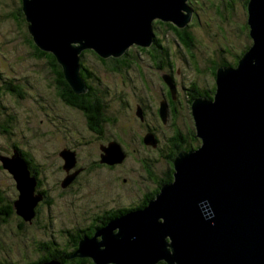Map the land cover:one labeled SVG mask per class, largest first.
<instances>
[{"label": "water", "instance_id": "95a60500", "mask_svg": "<svg viewBox=\"0 0 264 264\" xmlns=\"http://www.w3.org/2000/svg\"><path fill=\"white\" fill-rule=\"evenodd\" d=\"M21 1L33 41L56 56L79 94L88 91L81 74L85 50L120 57L134 44H153L156 20L184 28L193 15L189 0ZM247 13L251 45L236 65L217 69L213 98L192 102L200 146L178 153L173 180L146 206L81 238L73 257L95 264H264V0H249ZM165 80L174 92L172 79ZM160 114L166 121L165 103ZM104 150V162L125 159L115 141ZM61 156L68 172L75 153L66 149ZM1 160L19 190L16 213L32 221L44 198L36 175L17 151Z\"/></svg>", "mask_w": 264, "mask_h": 264}, {"label": "rangeland", "instance_id": "374dc122", "mask_svg": "<svg viewBox=\"0 0 264 264\" xmlns=\"http://www.w3.org/2000/svg\"><path fill=\"white\" fill-rule=\"evenodd\" d=\"M201 1L205 7L201 9L194 4L197 21L190 27L195 43L193 51L200 70L188 64L191 58L183 45L176 47L173 44L175 67L179 70L174 73V83L184 99V106L176 116V123L183 132L195 131L192 111L185 102L184 87L187 88L191 82L196 81L200 87L207 88L212 82L207 67L209 58L216 57L218 60L223 58L232 64L233 55H239L252 43L247 31L243 29L247 24V12L243 7V0L236 1L234 9L231 13H225L224 19L210 7V1ZM19 3V0H0V86L3 85L1 79L3 75L4 78L15 79L24 93L23 98L18 101L14 98L15 95L10 96L6 93L1 95L0 187L11 200L18 198L16 180L8 169L1 167L3 163L1 157L11 156L16 151L22 155L23 151L39 170L36 178L42 183L41 188H46L53 200L51 205L46 203L41 205L38 218L40 223L26 222L25 226L19 229L18 219L14 217L8 223L0 224V258L21 263L24 262V258L37 260L42 254L38 249L37 239L49 241L55 237L58 241L65 242L70 238V234L66 231L62 232L63 229H74L78 225L80 227L87 224L94 212L104 208L124 206L139 201L142 192L137 188L138 186L143 192L154 191L158 184L142 178L145 171L141 167L139 158L147 159L152 171L160 179L163 178L167 164L165 157L160 153L167 152V139L172 135L173 130L172 126H162L161 121L152 116L142 121L137 115L138 108L136 109L135 105L140 103L145 95H150L152 105L161 108L159 95L163 83L161 76L171 79L169 74L171 70L168 66L165 70L155 67L147 53L133 49L135 44L129 47V50L132 49L135 53L131 56V60L136 57L137 63L141 65L140 68L134 67L133 64L124 68V64H120L118 71L109 72L105 70L107 66L103 65L94 54L86 53L84 56L86 65L101 78L103 83L100 84L101 90H107L105 95L109 108L106 114L115 119L108 128L106 126L105 137L113 135L108 130L120 133L124 140L131 142L129 149L133 155L125 162L124 160L119 162L123 164L113 172L93 169L82 173L80 182L65 191L64 188L67 186L62 187V182L74 173L68 175L65 168L63 169L65 161L61 152L69 149L75 153L76 163L79 158L80 163L85 164L87 155L98 153L99 142L90 137L85 113L78 108L72 109L62 104L57 97L54 83L50 82L52 75L46 72L47 69L44 70L39 66L36 59L28 55L29 32L26 24L19 23L11 15V12L18 9ZM222 9L224 10V7ZM192 22L194 18L190 24ZM162 35L165 38L173 37L171 31H162ZM226 45L230 47L231 54L220 53ZM165 72L168 74L166 75ZM94 85L97 84L94 82ZM145 85H148V90L145 89ZM173 89L175 90L174 87ZM13 98L15 101L12 100ZM147 127L155 128L156 135L151 136L146 133ZM141 137L147 145L144 148L140 142ZM29 168L32 172L30 165Z\"/></svg>", "mask_w": 264, "mask_h": 264}, {"label": "trees", "instance_id": "16d2710c", "mask_svg": "<svg viewBox=\"0 0 264 264\" xmlns=\"http://www.w3.org/2000/svg\"><path fill=\"white\" fill-rule=\"evenodd\" d=\"M194 1V0H191ZM208 1V0H206ZM249 1V0H248ZM19 4L20 6L18 7V9H16L14 12H11V15L14 17V19H16L19 23H24L26 24V27L28 25L26 19H25V14L22 10V1L19 0ZM219 2V1H218ZM196 4H198V6L203 9L205 7L204 3L201 0H196L195 2ZM229 5L228 8H230L231 12L234 9V5H233V1L230 0L229 1ZM211 6V8H214L215 12L220 15L223 16V18H226V16L224 15L225 12H223L222 9V4H217V1H214L213 3L210 2L209 4ZM246 5V4H244ZM246 12H247V5H246ZM248 15V13H247ZM20 18L23 19V22L20 20ZM222 18V17H221ZM196 19L194 20V22H192V24H188L186 27L184 28H179L176 25H174L171 22H163L160 20H156L155 23H159L160 25H168V29L169 31H171L172 33H174L175 35H178V37L182 40H184L183 46L184 48L188 51V56L190 57V54L193 57V43L192 41L194 40L193 37V33L191 31V29L189 28V26H192L193 24H196ZM28 29V28H27ZM245 31H247V35H249V27L248 24H246V26L243 28ZM29 32V31H28ZM27 43L29 46V50L31 51L32 48L36 50V52H38V56L39 57H43L45 58L49 65H48V74L49 71L52 70L55 74L56 77V85L54 82V87L57 88V91L59 93V96L66 100L69 104L74 105L76 107H78L80 110H82L85 113V116L88 120V123L93 127L95 124L99 125V130H101V125L103 124V122L109 118L106 114V110L108 105L106 104L107 99H106V95L105 92L106 91H102L101 90V78L99 76H97L95 74V71H93L88 65L84 64L83 61V57L85 56L86 53H95L93 50H86L82 53V60H81V74L84 77L86 84L88 86V91L85 93H76L74 91V89L72 88V86L69 84V82L67 81L64 72L62 70V66L60 65V63L58 62L56 56L52 53V52H47L44 50H41L33 41L31 34L29 33V35L27 36ZM154 42H156L157 46L164 52V54L167 55V57H163V58H159V56L157 55L158 51H155V48H150L149 47H141L139 48L140 51L147 53L148 55L151 56V58L155 61L158 62L159 60V64H161V66H166L167 64L169 66L173 65V68L175 65V55L173 52V45L171 43H168L166 45V42L163 41V38L160 37L158 35V33L155 32V39ZM153 42V43H154ZM166 45V46H165ZM251 45V44H250ZM249 45V46H250ZM249 46H246L243 51L237 55L234 54V60H233V65H236L239 57L242 56V54L249 48ZM226 53H230L231 54V50H227ZM99 58H101L97 53H95ZM132 54H135L132 52V49H128L125 53V56L123 55V57H110L108 59L106 58H101L104 59L106 63H108L107 65L112 69V70H116L118 71L120 68V64H124V68L130 66L131 64H133V62H130V57ZM174 56V57H173ZM128 58V60H127ZM122 66V67H123ZM138 66V65H137ZM137 66L134 63V67L137 68ZM160 66V65H159ZM217 66V64H216ZM215 66V67H216ZM219 67L214 69V74L216 76L217 74V69ZM47 69V68H46ZM50 69V70H49ZM122 69V68H121ZM1 79L3 81V85L0 86V99L2 98L1 95L2 93L9 94L10 96L15 95V99L18 101V99H22L23 98V91L20 87L19 84H16L15 79H11V78H4L3 75H1ZM94 82L97 85H94ZM97 86V87H96ZM198 86V85H197ZM193 88L196 89L198 87H196V84L193 85ZM216 91V88H215ZM172 93V92H171ZM198 95V94H197ZM196 95V96H197ZM214 96V95H213ZM213 96L208 97L209 99L213 98ZM14 98L12 99L13 101ZM194 97L191 99V102H193ZM192 105V103H191ZM92 111V113H91ZM14 119V117H13ZM161 121V120H160ZM96 129V127H94ZM176 133L174 134L175 138L172 141L173 142V148L174 150L169 152V154L166 156V174L165 177L161 178L158 182V186L156 187V189L151 193V195H149L148 197H146L144 203H142L141 208L146 206L148 204V202L154 198L157 193L160 191L161 187L167 183L173 180V173H174V163L173 160L175 159V157L178 155V153L180 151L183 150H189V149H194L200 146V139L196 136V130L193 132V130L188 132V136H187V132H183L181 131L178 127L176 128ZM22 155H24L25 160L27 161V163L30 165L32 172L34 175L39 173V170L37 167H35V164L33 165V163L31 162V158L28 157V155L22 151ZM33 166V167H32ZM1 167L3 168V166L1 165ZM148 169H150L151 173L153 175H155V177H158L151 169V166L148 165ZM38 185L36 187V191L38 193L43 194V196H46V198H43L44 200H41L38 205L35 208L36 211V215L35 217L32 219V221H26L23 217L19 216L16 213V209H15V205H14V200H11L5 193V191L0 187V224H4V223H8L12 218H17L18 219V228L21 229L25 226L26 222H36L39 221L40 223V211H41V205L42 204H48L51 205L52 203V198H50L49 192L46 188L42 187L41 185L42 183L40 182V180H38ZM63 187V186H62ZM132 208L126 209V211L130 210ZM134 210V209H132ZM102 218V216H100ZM109 220V218L105 219L104 224ZM79 225L76 226L74 229H67V230H62V232L66 231V233L70 234V238H68L65 242H60L57 239H55V237H52L49 241L45 240V241H40L37 239V243L39 244L38 249L42 252V254L38 257L37 260H30L29 258H24V262H17V261H12V260H8L6 258H0V264H40L42 262L45 261H49L51 259H55L59 262V264H95L93 259L90 257H73L74 253L76 252V250L79 247V241L81 240V238L83 237H92L95 235L96 233V227L95 228H91V229H80L78 230ZM157 264H167V262L165 261H159Z\"/></svg>", "mask_w": 264, "mask_h": 264}, {"label": "flooded vegetation", "instance_id": "af4514ba", "mask_svg": "<svg viewBox=\"0 0 264 264\" xmlns=\"http://www.w3.org/2000/svg\"><path fill=\"white\" fill-rule=\"evenodd\" d=\"M208 1H210L211 3H213L214 1H219V4H222V7H224L223 12H225V13H231L230 8H228V5L230 4L229 3L230 0H208ZM232 1L234 2L233 3V5H234L235 2L236 1H239V0H232ZM189 3H190V5H191V7L193 9L192 18H194V20L195 19L197 20L196 13H195L196 12V9L194 8V4H196V3L194 1H191V0H189ZM242 4H243L244 9L246 10V5L248 4V0H243L242 1ZM244 4H246V5H244ZM196 6H198V4H196ZM220 15H222V14H220ZM221 17H222V19H224L223 16H221ZM20 20L23 22V19L22 18H20ZM166 24L165 25H160L159 23H157V24L155 23V32L158 33V35L163 38V41L166 42V45L168 43H171L172 45L175 44L176 47L177 46L180 47V45H183L182 42L184 40L180 39L178 37V35H175L174 33H173V37H168V38L163 37L162 31H164V32L165 31H169V29H168L169 27ZM190 27L191 26H189V28ZM192 43H193V46H195L194 40L192 41ZM134 48L136 49L135 51H138L139 52L140 51L139 48H141V47L135 45L133 47V49ZM150 48H155V51H158L157 52V55L159 56V58H163V57L166 58L167 57V55L164 54V52L157 46L156 42H154L150 46ZM227 50H230V47L228 45H226L225 47H223L222 50H220V53H223L224 54V53H226ZM173 52H174V49H173ZM187 54H188V51H187ZM28 55L31 58L36 59L39 62V66H41L42 68H44V70H46V68H47L46 71L48 72V68H49L48 67V65H49L48 61L45 58H43V57H39L38 56V52H36L35 49L32 48L31 51H28ZM94 55L99 59V61H101V63L103 65H106L107 66V67H105V70L106 71H109V72H113L114 71V70H111L110 67H108V65H107L108 63H106L104 59L99 58L95 53H94ZM174 55H175V53H174ZM148 56H149L150 60H152V65H154L155 67L159 68L160 70H165L167 66L170 68L171 72L169 74L171 75V79L173 78V83H174V73H175V71H179V70H177V68L175 66L173 68V65L172 66H169L167 64L166 66H161V64H159L160 63L159 60H158V62H155L157 60L154 61L151 58L150 55H148ZM108 58H110V57H108ZM108 58H106V59H108ZM190 58L191 59L188 61V64L190 66H192V67L200 70L199 62L196 61V59H195L196 58L195 52L193 53V57L190 54ZM130 60H131V57H130ZM137 60L138 59H136V57H133V59L131 61L133 62V65L135 63L136 66L138 65L137 68H140L141 65H139L137 63ZM83 61H84V64H86V61H85L84 57H83ZM208 62H209V65L207 67H208L209 72L211 73V78H212L211 84L209 83L207 85L208 87L207 88H204V87H200L198 82L193 81V82H191V84H190L189 87H187V88L184 87V89L186 91V100H185V102H187L189 109H191V103H192L191 102V99L193 97H194V99H196L198 97L208 98V97H211V96L214 95L215 88H216V76L214 74V69L217 68V67L224 66V65H233V63L231 64V63H229L228 61H226L223 58H220L218 60L216 57H210L209 60H208ZM216 64H217V66H216ZM49 74L52 75V77L50 78V82H54L55 85H56L57 80H56V77H55L54 72L52 70H50L49 71ZM165 74L167 75L168 73L165 72ZM161 79L163 80V83L161 85V89H160V94L159 95H160V102L165 103V105L167 107V117H166V121H164L162 119V117H161L160 107L158 106V107L155 108L152 105V97H150V95H145L144 98H141V102L138 103V104L136 103L135 105H136V109L138 108V114L137 115H138V117H140V119H142V121L146 120L148 118V116H152V117L156 118V120L157 119L158 120H161L162 126L163 125H170V126H172L173 133L167 139L168 140L167 152L166 153H163V151H161V153H160V154H162V157H165V160H166V156L169 154V152H171V151L174 150L173 147L175 145L173 146V142L172 141L175 138L174 134L176 133V131H177L176 128L178 127L177 126V123H176V116H177L180 108H182L184 106V104H183L184 99H183V97H181L180 90L177 88V85L175 83H174L175 90H174V92H172L171 91V88L168 85V83L166 82L164 76H161ZM194 84H196V87H198V88L194 89L193 88V85ZM102 85H103V83H102ZM102 85H101V88H102ZM148 88H149L148 85H145V89L148 90ZM56 90H57V88H56ZM105 91L107 92V90H105ZM56 94H57L58 99L62 102V104L64 106L70 107L72 109L73 108H75V109L78 108V107H76L74 105L69 104L66 100L62 99L59 96L58 91H56ZM106 104L108 105V107H107V109H108L109 108V104L107 102H106ZM191 111H192V109H191ZM91 113H92V111H91ZM191 114H192V112H191ZM114 121H115L114 118H111V117L107 118L103 122V124L101 125V130H99V128H98L99 125H97V124H95L93 127L90 124L87 125V129L91 133L90 134V137L93 140H97L99 142V151H98V153H95L94 155H92V154L87 155L86 158H85V160H86L85 161L86 162L85 164L80 163L79 158L77 159V163L75 164V166L72 169H70V171L67 172L68 175L71 174V173H74L73 174L74 177H73V180L70 183V185H68L66 188H64L65 191L66 190H70L71 188H73L74 186H76L80 182V179L79 178L81 177V174L82 173L88 172V171L93 170V169H106L107 171L113 172L115 169H118V167H120L123 164V163L109 164V163L103 161L104 156L106 154L104 149H106L112 141L117 142L121 146V148L125 151L126 158L124 159L123 162H125V160L129 156H132L133 155V152L130 151V149H129V145L131 144V142L129 141L130 142L129 143L128 141L124 140V138L121 136L120 133L112 132V131L108 130L109 132H111V134L113 133V135L110 136V137H108V138L105 137L106 136L105 135L106 134V126L108 128V126L110 125V123H113ZM147 126H149V125H147ZM94 127H96V129ZM145 131H146V133H148L150 135H156V129L155 128L147 127L145 129ZM188 132L189 131H187V136H188ZM142 141H143V143H142ZM140 142H141L143 148L145 146H147L146 143H145V141H144V138L143 137H141ZM67 148H69V147H67ZM71 149L72 150H75L73 148H71ZM134 151H136V150H134ZM76 153H78V152H76ZM77 156H78V154H77ZM139 161H140L141 167L145 171V175L142 176V178L144 180L153 181L155 184H158V182L160 180V177H155V175H153L151 173L150 169H148V165H149L148 160L145 159V158L140 157L139 158ZM63 169H64V167H63ZM166 171H167V169L163 172V174H164L163 177H165ZM78 172H80V173L77 174ZM117 179H118V177H117ZM137 188H139L141 190V192H142L141 199L139 201L130 202V204H127V205H124V206H118V205H116V206L111 207V208H104L102 210H99L97 212H94L91 215V217H89L88 223L81 225L78 228V230L83 229V228H86L88 230V229L95 228V227H96V230H97L100 227L105 226L110 220L115 219L118 216L123 215V214H125L128 211H131L132 209L141 208V205H142V203H144L146 197H148L149 195H151V193L153 191L149 190V191L143 192V189L141 187L138 186ZM130 190L131 189H129V191ZM44 198H46V196H44ZM129 208H132V209L126 211V209H129ZM100 216H102V218ZM107 218H109V220L104 224V221Z\"/></svg>", "mask_w": 264, "mask_h": 264}]
</instances>
